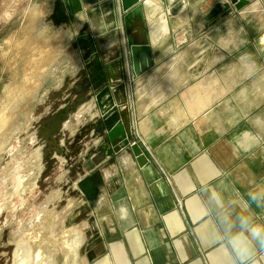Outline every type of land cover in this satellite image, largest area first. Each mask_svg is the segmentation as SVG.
<instances>
[{
	"label": "crops",
	"instance_id": "0c3cea01",
	"mask_svg": "<svg viewBox=\"0 0 264 264\" xmlns=\"http://www.w3.org/2000/svg\"><path fill=\"white\" fill-rule=\"evenodd\" d=\"M37 2L45 28L58 33L49 39L59 53L43 54L60 55L39 66L54 89H73L61 101L88 87L92 99L74 117L100 126L78 153L74 190L89 208L79 264H230L199 226L202 189L238 193L245 214L264 223V206L248 196L264 190V0L257 11L229 10L228 0H148L127 23L120 14L117 28L107 0H80L78 14L65 0ZM128 32L150 48L153 65L140 76ZM113 107L128 148L112 147L104 132Z\"/></svg>",
	"mask_w": 264,
	"mask_h": 264
},
{
	"label": "rangeland",
	"instance_id": "374dc122",
	"mask_svg": "<svg viewBox=\"0 0 264 264\" xmlns=\"http://www.w3.org/2000/svg\"><path fill=\"white\" fill-rule=\"evenodd\" d=\"M37 1L0 0V119L7 118L0 128V264H37L39 252L66 264L65 239L74 231L87 238L89 208L74 190L78 160L46 153L39 136V124L69 88L54 89L47 67L39 66L60 55L43 54L56 50L49 38L58 33L45 28ZM93 123L71 119L65 133Z\"/></svg>",
	"mask_w": 264,
	"mask_h": 264
},
{
	"label": "clouds",
	"instance_id": "9594fccd",
	"mask_svg": "<svg viewBox=\"0 0 264 264\" xmlns=\"http://www.w3.org/2000/svg\"><path fill=\"white\" fill-rule=\"evenodd\" d=\"M261 0H250L246 11H257ZM237 198H226L214 187L202 189V219L200 227L208 241L222 249L230 257V264H259L264 256V223L256 222L247 212L246 202ZM250 200L264 206V190L249 192ZM122 212L126 208L122 206Z\"/></svg>",
	"mask_w": 264,
	"mask_h": 264
},
{
	"label": "water",
	"instance_id": "95a60500",
	"mask_svg": "<svg viewBox=\"0 0 264 264\" xmlns=\"http://www.w3.org/2000/svg\"><path fill=\"white\" fill-rule=\"evenodd\" d=\"M66 5L72 14H78L83 11L82 4L80 0H65ZM148 0H107L108 4L112 6L110 14L115 18V28L118 27V16L123 15L124 22H128L129 19L134 17L135 14L142 11ZM229 3L226 6L230 10L234 6L237 10H242L249 5V0H228ZM120 20V19H119ZM86 40L89 41L92 51L96 52L95 42L91 36H84ZM128 46L130 48V53L132 57V63L134 68V74L140 76L149 67H152L153 62L150 57V48L148 46H137L134 41L130 38L128 32ZM146 56V58L144 57ZM122 64V62L120 63ZM110 89L106 88L97 97L99 101V108L104 109L106 105L100 103V97L106 93L110 95ZM112 97H109L108 102L112 103ZM117 119V120H116ZM104 132L108 137L109 143L112 147L118 146L120 148L130 147L129 138L123 123L120 121V115L118 110L113 107L111 109H106L102 116ZM131 150L136 157V160L140 166H144L147 163V158L141 149V147L134 143L131 145Z\"/></svg>",
	"mask_w": 264,
	"mask_h": 264
},
{
	"label": "flooded vegetation",
	"instance_id": "af4514ba",
	"mask_svg": "<svg viewBox=\"0 0 264 264\" xmlns=\"http://www.w3.org/2000/svg\"><path fill=\"white\" fill-rule=\"evenodd\" d=\"M88 91V87L79 89L76 91V96L63 99L56 110L46 116L43 122L39 124V136L46 153H56L59 156L67 159L73 158L77 161L78 153L84 142H92L89 135L99 131V121L94 122L91 126L82 127V130L73 136L70 133L66 134L68 122L71 118L75 119L74 115L78 110L92 99V96L88 95Z\"/></svg>",
	"mask_w": 264,
	"mask_h": 264
},
{
	"label": "bare ground",
	"instance_id": "6f19581e",
	"mask_svg": "<svg viewBox=\"0 0 264 264\" xmlns=\"http://www.w3.org/2000/svg\"><path fill=\"white\" fill-rule=\"evenodd\" d=\"M7 118L6 116H2V118L0 119V128L1 127H5V122H6ZM78 231H74L70 236L69 234L67 235V237H71L70 240L69 239H65L64 242V246L66 249V264H78V256H79V252H80V248L83 244V239L81 234L77 233ZM41 253L39 252V254L37 255L36 258V262L37 264H54L55 263V257L53 254H50L48 257L46 258H41ZM24 264H27L26 259H24L23 261Z\"/></svg>",
	"mask_w": 264,
	"mask_h": 264
}]
</instances>
